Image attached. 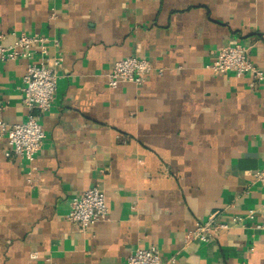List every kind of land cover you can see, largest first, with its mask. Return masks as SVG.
Segmentation results:
<instances>
[{
  "label": "crops",
  "instance_id": "crops-1",
  "mask_svg": "<svg viewBox=\"0 0 264 264\" xmlns=\"http://www.w3.org/2000/svg\"><path fill=\"white\" fill-rule=\"evenodd\" d=\"M22 33L63 62L42 112L21 90L27 60L0 58V119L33 114L46 132L33 160L0 139V264H127L151 245L163 264H264V81L210 67L241 42L264 71V0H0L3 43ZM128 56L152 70L111 87ZM96 185L109 219L81 231L71 203ZM216 211L230 227L186 242Z\"/></svg>",
  "mask_w": 264,
  "mask_h": 264
},
{
  "label": "built area",
  "instance_id": "built-area-1",
  "mask_svg": "<svg viewBox=\"0 0 264 264\" xmlns=\"http://www.w3.org/2000/svg\"><path fill=\"white\" fill-rule=\"evenodd\" d=\"M55 15L52 14L53 17ZM3 40L4 35L0 34L1 59H25L28 62L21 88L28 108L39 109L42 112L50 110L55 99L58 69L63 62V56H51L50 38L44 34L22 33L8 45L4 44ZM210 67L217 74L231 72L239 77L249 75L253 86L264 81V71L251 60L249 47L241 42L220 47ZM151 70L152 64L148 59L128 56L114 62L108 74V83L111 87H116L122 82L142 84ZM45 138L46 132L33 114L25 121L12 124L0 119V139L7 141L8 149L5 151L7 157L33 160L41 150ZM254 177L255 181L264 185V167L256 170ZM28 181L31 182L32 179L28 178ZM220 213L213 212L199 222L187 232L185 241L209 242L217 232L228 229L230 224L219 219ZM247 216L254 218V210H250ZM68 219L77 224L81 231H86L99 221L109 219L105 191L96 185L85 190L81 196L75 197ZM242 219L243 217L237 216V220ZM256 228L264 229V222L256 224ZM31 256L35 258L37 254L34 252ZM47 261L56 264L50 258ZM127 264H163L161 250L156 245L137 248L129 255Z\"/></svg>",
  "mask_w": 264,
  "mask_h": 264
}]
</instances>
